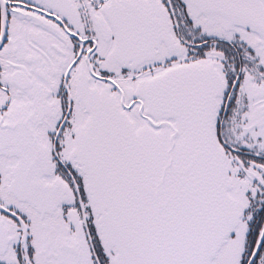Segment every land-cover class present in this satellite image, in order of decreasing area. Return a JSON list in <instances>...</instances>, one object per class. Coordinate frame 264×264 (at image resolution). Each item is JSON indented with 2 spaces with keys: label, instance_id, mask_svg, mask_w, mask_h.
<instances>
[{
  "label": "snow or ice",
  "instance_id": "obj_1",
  "mask_svg": "<svg viewBox=\"0 0 264 264\" xmlns=\"http://www.w3.org/2000/svg\"><path fill=\"white\" fill-rule=\"evenodd\" d=\"M0 264H264V0H0Z\"/></svg>",
  "mask_w": 264,
  "mask_h": 264
}]
</instances>
